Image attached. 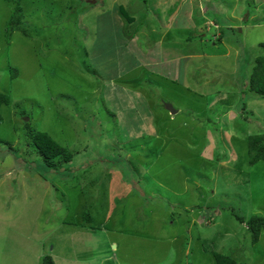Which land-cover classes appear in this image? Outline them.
<instances>
[{
  "label": "rangeland",
  "instance_id": "1",
  "mask_svg": "<svg viewBox=\"0 0 264 264\" xmlns=\"http://www.w3.org/2000/svg\"><path fill=\"white\" fill-rule=\"evenodd\" d=\"M205 1L0 0V92L11 99L0 109V264H42L41 253L54 264H216L215 252L264 264V234L254 244L234 215L264 217V161L251 165L248 145L264 134V98L245 80L264 55V25H252L264 0L240 14V0ZM165 17L157 40L144 22ZM162 42L193 54L165 62ZM28 121L73 160L34 169L45 159Z\"/></svg>",
  "mask_w": 264,
  "mask_h": 264
},
{
  "label": "trees",
  "instance_id": "2",
  "mask_svg": "<svg viewBox=\"0 0 264 264\" xmlns=\"http://www.w3.org/2000/svg\"><path fill=\"white\" fill-rule=\"evenodd\" d=\"M16 9H21V5H17ZM124 9H125L124 6H123V8H122V6L118 7L119 13L122 14L123 16L127 17V12ZM262 46L264 47V44H262ZM248 62H250V61H248ZM16 76H17V73H15L13 75V79L16 78ZM245 80H246L247 86H249L251 88V90H254L258 94H261L262 98H264V55L263 56H260V55L257 56L256 62L254 65V69L251 73V76L249 78H248V76H246ZM148 82L145 81V83H148ZM132 83H133L132 86L135 85V87L140 88L139 87L140 86L139 81L137 79L132 81ZM148 84H149V87H151V84L150 83H148ZM10 102H11V99H10L9 95L0 92V109L3 105H10ZM243 105H246V104L244 103ZM22 114L24 116L25 113L22 112ZM25 116H27V115H25ZM242 120L245 124H247V118L243 117ZM1 122H3V116L0 114V123ZM184 128L187 132L189 131V127L184 126ZM25 130H26V138H29L33 141V144L35 145V147L38 149V151L43 155V157L45 159V161H43V165L40 164V166H38V165L34 166V169H36L38 172L42 171L41 173L43 174L45 168L46 169L52 168V170L56 169V166L52 163V161L54 159H56L57 157H63L64 160L67 162H71L73 160V156L71 154H69V152L65 146L58 143L46 131L34 130L30 125V121L25 123ZM0 141H1V138H0ZM248 141H249V143H248V145H249V163L251 165H254L259 161H264V134H260V133L259 134H252V135H250ZM115 158H116L115 156H109V155L107 156L106 159H108L109 162L111 163L110 166L113 163H122V161L124 160L123 157H121L122 161H117V160H115ZM113 160L115 162H113ZM207 167L208 166H206V167L204 166V169L206 170L207 173H209L210 172L209 171L210 166H209V168H207ZM133 175H134V177H132V178H134V180H136L134 172H133ZM83 214L85 216V221L87 222V224L91 225L93 223L91 213L90 212L88 213L85 211ZM214 215H215V213H214ZM234 215H235V217H237V220H239L243 224H246L247 229L250 231V233L252 235V242L254 244L257 243L259 241L261 235L264 234V217L261 215H253V216H251V218L248 219V221H246L244 217H242L238 214H235V213H234ZM215 216L217 217L218 215L216 214ZM214 257L216 260V264H246V263L239 262L238 260H236L234 257H232L229 254H222L219 252H215ZM43 264H54V262L50 256H45L43 259Z\"/></svg>",
  "mask_w": 264,
  "mask_h": 264
},
{
  "label": "crops",
  "instance_id": "3",
  "mask_svg": "<svg viewBox=\"0 0 264 264\" xmlns=\"http://www.w3.org/2000/svg\"><path fill=\"white\" fill-rule=\"evenodd\" d=\"M159 1V0H158ZM199 2H202V3H209V2H206L205 0L203 1V0H199ZM177 3H178V1H175V7H176V5H177ZM246 3V1H244V0H240V3H235L236 4V6H237V8H239V9H237V11L236 12H239V14H240V12H241V10H242V7L244 6V4ZM211 3H209V4H207V5H209V6H212L214 3H212L211 5H210ZM217 4H219V2H215V5H214V7H216L217 6ZM203 5H205V4H203ZM171 6V5H170ZM169 6V7H170ZM190 7V6H189ZM204 7H208V6H204ZM213 7V8H214ZM210 8V7H209ZM232 8H233V4H232ZM188 9H191V7L190 8H188ZM187 9V10H188ZM208 9V8H207ZM181 10H182V8H181ZM187 10H185L184 11V13H186V15L188 16V17H191V16H189V14H187V13H189ZM216 10V9H215ZM214 10V11H215ZM176 10H174V12H175ZM210 11V10H209ZM165 13H166V11H164ZM176 12H178V14H179V11L177 10ZM210 13V12H209ZM213 14V16H215V14H216V12H214V13H212L211 12V15ZM166 15V14H165ZM163 17V16H162ZM250 15L248 14L247 16H246V19H244V21H246V23L248 24V21L250 20ZM142 18H145V17H142ZM146 19V18H145ZM161 18H159V20H160ZM176 19H177V16H176ZM213 21H212V23L214 24V25H217L218 27L220 26L219 25V23L216 21L217 20V18L215 19V17H213ZM155 21L154 19H152V18H149V21H146V22H144V26H145V28L146 29H150L151 28V33L152 32H154L156 29L155 28H158V30H159V36H158V39L157 40H164L163 39V31H164V28H165V24H166V22H164V21H166V17L163 19H161L160 21ZM146 23H150V24H146ZM160 23V24H159ZM241 24L240 26H238V28H242V27H247V24ZM143 24V23H142ZM140 25V24H139ZM253 26H255V25H259V26H263L264 25V21L262 20V21H258L257 23H253L252 24ZM141 26V25H140ZM146 33V32H145ZM149 33V32H148ZM151 33H149V34H151ZM25 35V34H24ZM25 36H27V37H29V35H25ZM216 36L218 37L219 36V33H217L216 34ZM215 36V37H216ZM215 37H213L214 38V40H220L221 39V35L219 36V38L217 39H215ZM150 38L151 39H153L151 36H150ZM132 38H130L129 37V40H131ZM209 39H211V37L209 38ZM132 41H134L135 42V40H133L132 39ZM138 42H140V40H137ZM200 41H207L206 39H202V40H200ZM135 43H137V42H135ZM214 44H216V41L214 42ZM164 47V49L166 50L165 52H163V53H166V55H163V54H161L160 53V51H159V54L165 59V62L166 61H174V60H176V61H180L181 60V58L183 59H190L191 58V56L189 55V53H192V52H190V50H187V49H184V48H177V49H175V46H168V45H164V43L162 42L161 43V47ZM173 52H177V57H172V55H173ZM193 54V53H192ZM204 55H206V53H203ZM182 55V56H181ZM187 55H189L188 57H186ZM178 56H180V57H178ZM124 73H126V72H124ZM11 103V102H10ZM216 190V189H215ZM215 190H213L212 192L215 194ZM134 197V193L132 194V198ZM129 200H127V202H128ZM119 202H120V200H119ZM127 202H124V203H118L119 204V206H121V207H123V205H125V207H123V208H121V210H120V215L121 214H124V212L122 211V210H124L125 208L127 209L128 207H126L127 206ZM129 209V208H128ZM71 213V212H70ZM69 213V214H70ZM93 218V217H92ZM119 218H116V220H118ZM142 220V219H141ZM119 224V226H117L118 228H122L123 230H125L126 232L128 231V233L130 234V230L127 228L128 226H125V225H123L122 224V222L121 223H118ZM109 225V224H108ZM127 228V229H126ZM111 245L113 246V248H114V246L116 245L117 246V244L115 243V242H111ZM45 253L43 254V253H41V254H39V258H41V257H45ZM52 256V255H51ZM52 259H53V257H52ZM75 260V259H74ZM75 261H77V259L75 260ZM42 264H43V259H42ZM69 264H71L70 262H69Z\"/></svg>",
  "mask_w": 264,
  "mask_h": 264
},
{
  "label": "water",
  "instance_id": "4",
  "mask_svg": "<svg viewBox=\"0 0 264 264\" xmlns=\"http://www.w3.org/2000/svg\"><path fill=\"white\" fill-rule=\"evenodd\" d=\"M165 107L170 111L171 114H177L178 110L173 107L171 103L165 102Z\"/></svg>",
  "mask_w": 264,
  "mask_h": 264
},
{
  "label": "clouds",
  "instance_id": "5",
  "mask_svg": "<svg viewBox=\"0 0 264 264\" xmlns=\"http://www.w3.org/2000/svg\"><path fill=\"white\" fill-rule=\"evenodd\" d=\"M212 26H214L215 28L217 27V25H214V24H212ZM178 112H179V110H178ZM208 218L212 220V218L210 216Z\"/></svg>",
  "mask_w": 264,
  "mask_h": 264
},
{
  "label": "bare ground",
  "instance_id": "6",
  "mask_svg": "<svg viewBox=\"0 0 264 264\" xmlns=\"http://www.w3.org/2000/svg\"><path fill=\"white\" fill-rule=\"evenodd\" d=\"M117 246L115 245L114 248H116Z\"/></svg>",
  "mask_w": 264,
  "mask_h": 264
}]
</instances>
